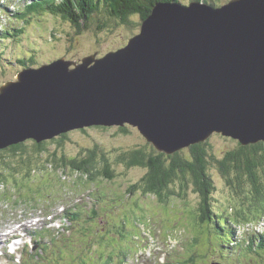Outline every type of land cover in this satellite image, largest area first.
<instances>
[{"label": "water", "instance_id": "95a60500", "mask_svg": "<svg viewBox=\"0 0 264 264\" xmlns=\"http://www.w3.org/2000/svg\"><path fill=\"white\" fill-rule=\"evenodd\" d=\"M143 23L107 55L60 57L4 83L0 149L86 123H131L168 154L214 132L264 140V0L157 3Z\"/></svg>", "mask_w": 264, "mask_h": 264}, {"label": "rangeland", "instance_id": "374dc122", "mask_svg": "<svg viewBox=\"0 0 264 264\" xmlns=\"http://www.w3.org/2000/svg\"><path fill=\"white\" fill-rule=\"evenodd\" d=\"M23 1L10 0L9 11H0V32L4 25L11 27L12 33L11 25L13 27L20 26V22L15 19V16L16 11L22 7ZM191 1L181 0L188 6ZM214 1L216 3L214 5L219 6L230 0ZM208 3L213 4L212 2ZM94 16L90 28L78 35L70 27L71 24L57 21L55 18L52 19V15H48L45 20L52 19L51 24L58 31L54 43H51L50 46H46V41L50 37L41 38L37 33L38 30L33 28L31 23L25 25L24 32L26 33L22 35L21 41L6 36L7 39L4 38L3 41H0V87L7 81L15 79L18 71L23 69V65L18 60L22 56H28L35 52L37 60L42 58L47 61L56 56L77 61H82L84 57L95 53L98 57L104 56L110 51L124 47L141 31L144 24L139 15H132L128 24H121L119 20L108 18L105 15L96 14ZM36 19L39 20L40 17H36ZM52 31L53 28H50L49 32ZM2 37L0 33V39ZM44 47L48 50H42ZM36 66L41 67L40 65L33 67ZM128 129V132L123 134L119 131V127L104 129L99 125H94L86 130L76 129L67 133L68 136L60 150V153L67 157L82 154L88 148L95 149L97 145L103 147L111 156L117 177L110 181L99 178L100 186L99 182L89 181V184H84L87 180L86 177L70 169L64 170V166L59 164L58 169L51 166L44 171H35L38 179L41 176H43L42 179H45L53 174L54 182L51 185L53 189L47 192L51 193L47 195L46 199L40 200L41 198H39L34 203H30L15 192V186L18 184L12 182L14 180L12 174L17 173V170L8 171L9 176L0 182V196L2 192L11 195L10 199L0 197V243L3 247L7 246V242L11 241L15 234L24 238L22 241L17 240L14 243L29 242L31 245L35 243L38 236H42L43 239L40 237L37 240L39 243L35 246L34 251L30 250V245L27 243L16 258L24 255L25 261L35 262L31 259L33 254L36 256L41 254L45 259L50 260L48 262L50 264L79 263L78 258L70 256L68 252L63 254L64 259H62L60 249L52 245V240H50L52 237L54 238V231L59 234L63 232L65 244H67V238L71 240L73 248L71 249V244H68L69 252L81 251L86 248L84 236H87L89 238H85L92 242L91 245L88 244V247L94 251L97 249L100 254L108 252L106 246L118 253L121 251L129 253L126 257L122 256L124 259L118 256L103 263L107 257L99 259L100 254L91 257L88 253L90 250L87 249L84 251L86 252L83 259L84 264H264V247L261 248V243L264 242L263 204L255 199L254 194L249 190L250 183H243L237 179L235 170L232 173V169L230 174L234 179L235 186H232L219 168V166L227 168L226 154L237 149L239 140L219 133L212 134L208 139L209 173L215 183V190L210 206V210L213 212L210 215L211 219L207 218L209 221L201 223L202 198L192 185L186 192H183L182 185L172 184L171 190L176 192L170 193L172 195L169 194V198L163 200L156 195L146 194L140 190L141 179L146 175L147 168L141 166L130 168L126 164L116 163V156L119 152L136 147H143L153 156L160 152L158 149L154 150L152 143L137 127L128 126ZM27 143L30 151L31 143L34 141L29 140ZM57 148H59L57 143L50 142L47 152L41 156H32L31 164L44 169L43 164L46 162L47 156ZM177 152L188 157L191 148L187 146ZM59 154L56 156H60ZM2 157L11 158V152H3ZM216 158L220 162H217ZM20 161L22 160L19 158L14 162H17V165H22ZM169 161L170 159L166 164ZM222 161L224 163H221ZM7 164L0 162V170L5 173L7 172L4 170H13L11 167L8 168ZM23 171L21 170V174L17 173L16 175L21 183L25 179L26 171ZM61 183H65L66 186L62 187ZM36 184L37 181L34 180L27 185L35 188ZM99 187L106 192V195L102 197L105 201L100 202V200L98 205L107 213L104 215L94 214L98 220L105 218V221L102 226L97 228L98 231L95 232L97 236L91 237L87 233H80V230L85 232V226L91 225L84 223V227H82L81 222L73 224L68 221L70 218L64 215L65 221L62 206L77 203L75 208L79 209L78 206H80L83 212L89 214L93 203V199L89 195L94 191L97 193L96 190ZM131 190L134 192L129 194ZM179 193L184 194L177 195ZM261 195L264 196V192H261ZM28 201L30 200L28 199ZM49 202H53L52 210L46 206ZM62 203L64 204L61 206ZM48 212H52L54 220H60L61 228L48 229V221H51V218L47 216ZM87 218V216L84 217V219ZM68 227H71L70 231H67ZM94 241L97 243L95 244ZM192 254L194 259L190 260ZM115 255L118 254L115 253ZM23 258L20 264H23ZM137 259L142 260L137 261ZM17 262V259H14L9 264H19ZM1 264H8V262L4 260Z\"/></svg>", "mask_w": 264, "mask_h": 264}, {"label": "trees", "instance_id": "16d2710c", "mask_svg": "<svg viewBox=\"0 0 264 264\" xmlns=\"http://www.w3.org/2000/svg\"><path fill=\"white\" fill-rule=\"evenodd\" d=\"M8 1L10 2V0H0L1 12L8 11V6L10 4ZM192 1L212 2L213 6H218L214 5L216 4L214 3V0ZM161 2H181V0H24L22 3V7H20L16 11L17 17L15 16V19L20 22V26L13 27V25H11L13 29L12 33L10 30L11 27L9 28L7 25H4L0 32L3 36L0 41H3L4 38L7 39L6 36H9V38L11 39L21 41L22 35L26 33L24 32V28L26 27L25 25L31 23L33 28L38 30L37 33L41 38L50 37L48 38V41H46V46H50L51 43H54V38L58 33L54 25L51 24V20L54 18L57 21L60 20L71 24L70 27L73 28L76 34L80 35L84 30L90 28V24L92 23L95 17L94 15L96 14L105 15L108 18L119 20L121 24H128L130 23L129 18L132 15H139L142 21L147 19L152 14L155 5ZM48 15H52L53 17L52 19H49L47 21L45 20V18ZM36 17H40V19L38 20L36 19ZM50 28H53L52 32H49ZM42 50L48 49H45L44 47L42 48ZM34 54H28V56H22L18 59L23 65V69L33 67L35 65L42 66L47 63H52L57 58H60V56H56L48 61L42 58H39V60H37V55ZM21 70H19L18 72H20ZM128 126L131 125L127 124L126 126L99 127L104 129L119 127V131L125 134L129 130ZM67 136L68 134L66 133L53 140L43 142H37L36 140L28 139V141H34V143H31L32 146L30 151L28 148L27 140L18 144L10 145L6 149L4 148V150L0 149V162H6L8 163V168H13V170H4L7 173L3 172V170H0V182H3L9 176L10 173L8 171L17 170L18 174L21 170L26 171L24 173V182L21 183V181L17 178V173L12 174V177L14 179L12 180V182L14 184H18L17 186H15V190L21 198H24L27 202L34 203L39 198H41L40 200H42L43 198H47V195L51 193L47 192L53 189L51 185L54 182L53 174H50V176H47L45 179H42L43 176L39 177L38 179L37 174L35 173V171L37 170L44 171L51 166H54L56 169H58L60 164L64 166V170L70 169L73 172H78L83 177H86L87 180L84 184H89V181L99 182V178L110 181L114 180L117 177L115 165L112 161L111 156L100 145H97L95 149L88 148L82 154L76 155L74 157H67L66 155L60 153V150H62L65 138H67ZM50 142L57 143L59 145V148H57L54 152L50 153V155L47 156L46 162L43 164L44 169H41L35 164H31L33 159L32 156H41L43 153L47 152L48 144ZM238 142L239 144L237 146V149L229 151L226 154L227 161H225V164L228 162L227 168L224 169L222 166H219V168L221 172L226 176L229 184H231L232 186H235L233 184L234 179L230 176L232 169V173H234V170L236 171V177L240 182H247L248 184L250 183L249 190L252 194H254L255 199L262 202L264 208V196L261 195V192H264V173H262L264 172V140L249 144H244L240 140ZM208 144L209 140L192 144L190 146L191 152L188 157L182 156L179 152H175L173 155H168L166 153H162L161 151L158 152L156 156H153L151 152L143 149V147H136L131 150L119 152L116 156V163L126 164L130 168L139 166L147 168L146 175L141 179L142 183L140 190L146 194L156 195L163 200L169 198L170 193L174 194L176 192L171 190L172 184L178 183L182 185L183 192H186L190 185H192L202 198L200 222L206 223L207 221H209L207 218L211 219L210 215H212L213 213L210 210V206L212 203L213 191L215 190V183L212 179V175H210L209 173L210 157L208 156ZM152 146L154 150L157 149L153 144ZM7 151L11 152V158L6 159L2 157L3 152ZM56 154H59L60 156H56ZM15 156H17L18 158H16ZM19 158L20 160H22L20 161L22 162V165H17V162H14ZM168 159H170V161L168 162V164H166ZM216 161L220 162L218 158H216ZM221 163L224 162L222 161ZM34 180L37 181L36 187H29L27 184L32 183ZM61 185L62 187L66 186L65 183H61ZM100 185L101 183L99 182V186ZM133 186L135 187L136 184ZM133 192L134 191L131 190L129 194H132ZM172 194H170V196ZM183 194L179 193L177 195ZM8 195L9 193L2 192L3 197ZM104 195H106V192L99 187V189L97 190V195L95 196L97 204L102 202V197ZM8 199H10V196ZM28 199L30 201H28ZM52 205L53 202H49V204L47 205L48 209H50ZM67 211L72 214L71 218L73 221L77 222L79 219H81L80 212H75L71 207H69ZM94 214H99L96 207L92 208L89 214H86L89 222L95 219ZM82 227H84V224L82 225ZM84 228L85 233H87L86 230L90 229V227L88 226H85ZM91 228H93V231L91 232L92 236L94 237L95 232H97L98 230L95 225H93ZM68 241L71 240L68 238L66 242ZM95 243H97V241ZM88 244L91 245L92 242H88L87 239L85 242L86 248L81 251L73 250L75 253L73 251L68 252L70 256L78 258L79 263L77 264H84L83 259L86 255V252L84 251H87V249L90 250L88 252L89 255L91 257L93 256L91 254L93 250L91 247H88ZM56 245H59V243L56 242ZM65 247L66 244L64 246H61V249L65 251ZM70 247L72 249L73 245L71 244ZM262 247H264V242L261 243V248ZM110 248L111 247L106 246L107 251L109 249L108 252H102L101 254L100 252L96 253L100 254V259H102V257L108 258V255H110L109 258L112 259V254L115 250ZM98 250L100 251L101 249ZM66 252L67 251H65V253ZM37 256H39L38 258H42L41 254H38ZM62 259H64L63 255ZM104 260L106 261V259ZM36 263L38 264L39 260H37ZM25 264L30 263L26 261Z\"/></svg>", "mask_w": 264, "mask_h": 264}, {"label": "bare ground", "instance_id": "6f19581e", "mask_svg": "<svg viewBox=\"0 0 264 264\" xmlns=\"http://www.w3.org/2000/svg\"><path fill=\"white\" fill-rule=\"evenodd\" d=\"M6 2V1H5ZM9 2V1H8ZM10 3V2H9ZM161 3H163V2H161ZM2 4V3H1ZM6 6V5H5ZM28 7V6H27ZM9 11V10H8ZM7 11V12H8ZM15 11V10H14ZM28 11V10H27ZM26 11V12H27ZM31 12V11H30ZM29 12V13H30ZM17 17V16H16ZM60 59V58H59ZM58 60V59H57ZM56 61V60H55ZM77 62V61H76ZM78 65H79V63H77ZM74 112H71V115H69V116H66L67 117V121H71L72 120V118L74 117ZM91 121H93V120H91ZM90 122V121H89ZM215 122L217 123V120H215ZM127 124H130L131 125V123H128V122H126V123H124L123 125H117V126H126ZM94 125L92 124V125H88V123H86L85 124V126H83V128L82 129H86V128H90V127H93ZM99 126H105V125H99ZM131 126H133V125H131ZM134 127H136V126H134ZM138 128V127H137ZM139 129V128H138ZM74 130H76V129H72V130H69V131H67V132H64V133H62V134H66V133H69V132H71V131H74ZM140 130V129H139ZM141 132V131H140ZM142 133V132H141ZM215 133V132H214ZM62 134H60V136L62 135ZM225 136V135H224ZM227 137H232V136H227ZM232 138H234V137H232ZM235 139V138H234ZM50 140H52V139H50ZM47 141H49V140H47ZM6 149V148H5ZM1 150H4V148L3 149H1ZM97 191V190H96ZM15 192H16V190H15ZM14 193V192H13ZM97 195V193L96 192H93V193H91V195H89L92 199H93V203L91 204L92 206L90 207V210L92 209V208H94V207H96L97 208V211L99 212V214L100 215H104L105 213H107V212H105L104 211V209L103 208H100L99 207V205L97 204V200H96V198H95V196ZM9 196H11V195H8V196H5V197H3L2 196V194H1V197H3V198H9ZM1 199V198H0ZM101 200V199H100ZM102 200H104L105 201V199H102ZM98 205V206H97ZM47 206V205H46ZM53 206V205H52ZM52 206H51V208H50V210H52ZM49 210V211H50ZM89 210V211H90ZM80 214H81V216H82V218L81 219H79L78 221H80L81 222V224L83 225L84 223H86V224H88V225H91V226H88V227H92L93 225H95L96 226V228H99V226H102L103 224H104V221H105V218H102V219H100V220H98L97 218H95V219H93L92 221H88V218L87 219H84V217L85 216H87L86 214H85V212H83V211H80ZM66 221V220H65ZM94 223H97V224H94ZM93 224V225H92ZM68 229H71V227H68ZM85 229V228H84ZM55 231H58V230H55ZM92 228L91 229H88V230H86V232L88 233V235H90L91 237H93L92 236ZM106 231V230H105ZM80 233H85L84 231H82V230H80ZM53 236H54V238L52 237L50 240H52V245H54V246H57L59 249H60V251H61V255H63V254H65V251H67V252H69V248L67 247V245L68 244H72L71 243V241H68L67 242V244H66V247L64 248V250L65 251H63L62 249H61V246H64L65 244V240H64V236H63V233H54V231H53ZM95 237L97 236L96 234L94 235ZM17 237H19L18 239H17ZM42 238V236H38L37 238H36V241H35V243L33 244V245H31L29 242H27L28 243V245H30V250L31 251H34V248H35V246L37 245V243H39L37 240H39V238ZM85 237H87V236H84V241L86 242V240H87V238H89V237H87V238H85ZM23 238L24 237H21V236H19V235H13L12 236V238H11V241H9V242H7V246L4 248L3 247V245L0 243V264L2 263V261H4V260H7V262H8V264H9V262L10 261H14V259H17V263H21L22 262V258L24 259V262H23V264H25V256L24 255H22V256H20L19 258H16V256L20 253L19 251L22 249V247L24 248V247H26V245H27V243L26 242H24L23 244H18V243H14L15 241H17V240H23ZM1 239V238H0ZM43 239V238H42ZM68 239V238H67ZM54 241H55V243H54ZM90 241V240H89ZM88 241V242H89ZM56 242H58L59 243V245H56ZM95 243V242H94ZM96 244V243H95ZM8 249H9V252H8ZM108 251H109V249H108ZM97 249H96V251H94L93 250V252L91 253L93 256L92 257H95V255H98L97 253ZM10 253V254H9ZM36 253V252H35ZM115 253L116 254H118V255H115ZM129 253H125V252H123V251H121L120 253H118V252H116V251H113V254H112V256H113V258H112V260L113 259H115V257H118L119 256V258H122V259H124L122 256L124 255L125 257L128 255ZM109 256L110 255H108V258L106 259V261L108 262V261H110L111 259L109 258ZM39 256H36V254H33V256L31 257V259L32 260H35V262H28V260H27V262L28 263H30V264H37L36 263V261L37 260H39V263L38 264H50V263H48V262H50V260H48V259H45L44 258V256H42V258H38ZM100 259V258H99ZM102 259H103V257H102ZM41 261V262H40ZM106 261L104 260L103 261V263L105 262L106 263ZM142 264H145V263H142ZM217 264H219V263H217Z\"/></svg>", "mask_w": 264, "mask_h": 264}, {"label": "clouds", "instance_id": "9594fccd", "mask_svg": "<svg viewBox=\"0 0 264 264\" xmlns=\"http://www.w3.org/2000/svg\"><path fill=\"white\" fill-rule=\"evenodd\" d=\"M215 134V133H214ZM219 134H221V133H219ZM223 135V134H222ZM208 140V139H207ZM153 144V143H152ZM154 145V144H153ZM155 146V145H154ZM156 147V146H155ZM190 147V146H189ZM160 151V150H159ZM161 152H163V151H161Z\"/></svg>", "mask_w": 264, "mask_h": 264}]
</instances>
